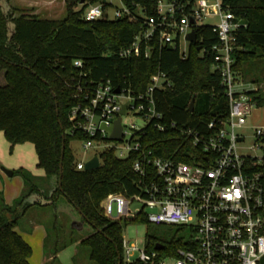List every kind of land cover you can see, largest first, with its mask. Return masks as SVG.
Listing matches in <instances>:
<instances>
[{"label":"trees","instance_id":"16d2710c","mask_svg":"<svg viewBox=\"0 0 264 264\" xmlns=\"http://www.w3.org/2000/svg\"><path fill=\"white\" fill-rule=\"evenodd\" d=\"M101 1L83 0L75 10L65 0V16L61 20L35 15L13 19L11 11L4 13L0 8V71L4 81L0 85V131L10 149L16 144L32 143L36 167L44 173L40 186L34 183L38 177L21 168L13 171L22 178L23 189L11 205L4 203L0 193V264H28L32 248L14 227L27 209L43 205L42 201L32 200L33 196H43L44 203L52 205L63 196L78 217L71 219V228H90L83 237H72L55 245L53 257L77 243L89 248V257L95 264H117L121 259L122 231L130 222L109 220L102 214L100 202L107 194L130 196L137 191L131 159L117 158L112 150H107L100 154L101 164L97 168L75 169V159L68 147L71 137L65 133L72 104V90L65 81L78 72L73 60H81L90 79H109L112 85L133 92L143 91L150 75L157 71L167 76L171 88L155 89L153 98L162 121L175 127L164 132L151 125L145 127L141 141L144 149L153 154L184 155L188 141L179 128L203 130V123L211 116L227 113L219 75L211 69L214 60L210 48L216 45L217 35L210 25L202 24L195 29L196 44H188L185 58L176 49L161 47L148 59H124L118 56V51L132 42L139 22H128L125 18L83 20L85 5ZM121 1L140 19L135 10L139 7L143 15H153L157 0ZM178 1L190 7L195 0ZM220 7L242 24L234 32L233 70L238 75L244 72L247 63L264 58V0H220ZM246 94L255 107L264 106V92L256 88ZM132 223L146 222L141 217ZM148 241L152 248L157 240L149 236Z\"/></svg>","mask_w":264,"mask_h":264},{"label":"built area","instance_id":"2783aa9c","mask_svg":"<svg viewBox=\"0 0 264 264\" xmlns=\"http://www.w3.org/2000/svg\"><path fill=\"white\" fill-rule=\"evenodd\" d=\"M112 1L87 3L81 16L85 21H138L139 30L132 42L118 51L124 59H148L157 49L167 46L185 58L189 44L186 35L202 25L204 18L216 19L210 25L217 35L216 45L210 48L214 60L211 69L219 75L228 109L225 116H211L203 123V130L179 128L188 141L184 155H156L144 149L141 139L148 125L163 132L175 127L162 121L153 98L155 89L171 88L167 76L157 71L150 75L143 91L133 92L112 85L109 79H90L81 60H73L78 72L65 81L72 90L65 133L79 140L84 152H92L84 160H75V169L84 170V163L93 157L100 165V154L112 150L117 158L131 159L137 187L130 196L107 194L100 202L102 214L109 220L131 223L142 217L146 223L173 226L183 234L168 243L157 240L152 248L148 237L139 246L123 235L120 262L264 264V126H251L253 141L245 146L246 137L240 130L246 127V118L255 105L246 94L249 90L236 83L237 73L233 70L234 32L241 22L221 9L220 0H195L190 7L178 0H157L154 14H142L140 19L121 0V7L114 8L109 16L107 8ZM115 88L119 89L117 93ZM128 113L142 120V125L130 124L127 129L122 118ZM117 118L121 139L115 141L109 137ZM134 202L140 207L130 208ZM156 243L161 244L160 249L154 248Z\"/></svg>","mask_w":264,"mask_h":264},{"label":"rangeland","instance_id":"374dc122","mask_svg":"<svg viewBox=\"0 0 264 264\" xmlns=\"http://www.w3.org/2000/svg\"><path fill=\"white\" fill-rule=\"evenodd\" d=\"M64 1L65 0H0V8L4 13L10 12L12 18H18L19 16L25 15H35L43 18H53L61 20L65 16L64 12ZM68 4H73V8L76 10L79 8L80 0H66ZM121 5L118 0H113L112 5L107 8L109 16H112L114 8H120ZM138 16H142L140 8L135 10ZM217 20L205 19L202 24L213 25ZM184 44L181 39L180 49H183ZM4 83L3 79H0V85ZM236 83L240 84L244 90H254L258 89L264 92V58L249 62L245 66L243 73L238 74L236 77ZM122 124L128 129L130 124H136V126L142 125V120L128 113L123 116ZM245 126L240 132L245 134L246 140L245 146L250 145L253 141L251 126H264V106L253 107L251 109V114L246 118ZM4 133L0 131V172L2 168L13 171L19 170L20 168L27 173L35 174L39 171L36 167V156L32 143L24 142L14 145L11 149L8 142L3 136ZM123 145L124 142L118 143ZM68 147L72 152L74 159L77 161L86 159L92 152L87 153L81 147V142L76 139H70L68 142ZM121 157H124L125 153H122ZM119 156V154H116ZM15 169V170H14ZM34 176V175H32ZM10 182L8 184L9 189L16 187L17 181H22V178L18 173L11 175L8 179ZM34 183L37 185H42L43 182L40 178L34 179ZM0 182V188H1ZM45 196H48L47 191L44 192ZM2 197L3 194L1 193ZM32 200H39L43 203L45 198L43 196H33ZM140 207L136 202L130 205V208ZM41 207L38 205L32 206V209L23 215L14 227L15 231L19 233H24L22 236L27 242L30 243L32 249V254L28 259L29 264H40L41 263V252L40 243L35 239V237L29 236L28 230L32 228V219L34 214L33 210H37V217L42 221L43 227H45L46 232H48V239L44 242L43 253H52L55 245H60L66 243L72 237H83L90 232V228H71V219L78 218L77 215L72 211L70 204L63 196H59L54 205L48 204L46 207L42 208V211H38ZM40 212V213H38ZM122 235L126 240L132 241L137 245L141 246L144 243V239L147 237H153L158 241L164 243L171 242L172 240L181 237L183 234L173 226L167 225H156L151 223H128L122 231ZM56 237V241H55ZM89 248L87 246L70 244L65 247L61 256V264H95V262L89 257ZM73 257V259H71ZM46 264H56L48 262Z\"/></svg>","mask_w":264,"mask_h":264},{"label":"crops","instance_id":"0c3cea01","mask_svg":"<svg viewBox=\"0 0 264 264\" xmlns=\"http://www.w3.org/2000/svg\"><path fill=\"white\" fill-rule=\"evenodd\" d=\"M0 79L2 80L3 79V76H2V72L0 71ZM36 164V163H35ZM15 170V169H14ZM12 175H13V169H12ZM31 175H34V177H38L40 178L41 180L43 179V176H44V173L41 169H39L38 172H36L35 174H31ZM10 176H7L5 175L3 172H0V182H1V188H0V193L3 194V201L5 204L7 205H11L13 200H15V198H17L22 189H23V182L21 181H17L16 183V187H14L13 189H9L8 188V184H10V182L6 179H8ZM45 182V181H44ZM46 203H43V205H38L40 206L41 208L38 210V211H42L41 209L46 207ZM32 209V206L27 209V211L25 212V214L30 211ZM34 214H32L33 216V219H32V228H29L28 230V235L31 236V237H35V239L40 243V248H42V252H41V263L40 264H46L48 262H52V263H56V264H61V261H60V256L64 250V248L60 251H58L54 257L52 256L51 253H46L44 254L43 253V249H44V242H45V236H46V229L45 227H43V224H42V221H40V219L37 217L38 215L36 214L37 213V210H33ZM40 213V212H38ZM24 214V215H25ZM15 231V229H14ZM19 236L31 247L30 243L27 242L22 236L24 235V233H19L18 231H16ZM75 244V243H73ZM33 249V248H32ZM32 249H31V254H32ZM53 258H55L54 260H52ZM29 259V258H28ZM73 259V257L71 258ZM29 264V262H28Z\"/></svg>","mask_w":264,"mask_h":264},{"label":"water","instance_id":"95a60500","mask_svg":"<svg viewBox=\"0 0 264 264\" xmlns=\"http://www.w3.org/2000/svg\"><path fill=\"white\" fill-rule=\"evenodd\" d=\"M83 2V0H80V3H82ZM190 22L192 23L193 22V20H192V18H190ZM186 40H187V42H189V43H194V44H196V33H195V31L194 30H192L191 32H189L187 35H186ZM167 49H170V46H167L166 47ZM200 49V47L198 46L197 47V50H199ZM116 90H114L116 93L118 92V88H115ZM193 107V99H191V101H190V104H189V107H188V111H192V108ZM124 109H125V104L122 106V108H121V110H120V112H119V114L120 115H122L123 113H124ZM111 140H115V141H118V140H120L121 139V125H120V118H117L116 120H115V122H114V125H113V130H112V132H111V134H110V137H109ZM63 140H64V136H63V134H62V146H61V155H62V152H63V148H64V144H63ZM99 166V162H98V159H97V157H93L91 160H89V161H87L86 163H84V170L86 169V170H93V169H95V168H97ZM2 171H3V173L5 174V175H7V176H11L12 175V171L11 170H8V169H5V167L4 168H2ZM58 186H59V188H60V181H58ZM154 248L155 249H160L161 248V244H159V243H156L155 245H154ZM117 264H121V262H120V259L118 260V262H117Z\"/></svg>","mask_w":264,"mask_h":264}]
</instances>
